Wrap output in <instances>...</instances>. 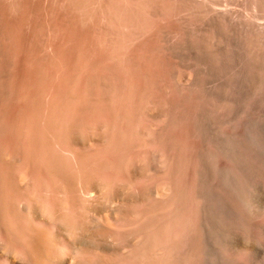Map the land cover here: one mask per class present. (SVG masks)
I'll return each mask as SVG.
<instances>
[{"label":"rangeland","instance_id":"1","mask_svg":"<svg viewBox=\"0 0 264 264\" xmlns=\"http://www.w3.org/2000/svg\"><path fill=\"white\" fill-rule=\"evenodd\" d=\"M122 1L0 0L5 224L14 229L12 214L20 213V176L52 187L69 173L87 182L95 173L101 181L117 175L144 201L157 264H264V0H230L228 8L226 0H215L216 7L204 0ZM133 195L120 204L129 216L139 198ZM103 196L80 200L82 208L70 201L101 218L118 206ZM172 242L179 245L174 253Z\"/></svg>","mask_w":264,"mask_h":264},{"label":"bare ground","instance_id":"2","mask_svg":"<svg viewBox=\"0 0 264 264\" xmlns=\"http://www.w3.org/2000/svg\"><path fill=\"white\" fill-rule=\"evenodd\" d=\"M117 1V0H116ZM125 1V0H124ZM122 1V2H124ZM132 1V0H130ZM134 1V0H133ZM136 1V0H135ZM141 1V0H138ZM176 1V0H175ZM174 1V3H175ZM195 0H192V2H194ZM230 0H226V6L228 8V5ZM120 2V0H119ZM204 2H211L215 5V7L218 5L219 6V2H215V0H204ZM115 3V2H114ZM126 2H124L125 4ZM130 2H128L129 4ZM140 3V2H139ZM138 3V4H139ZM145 3V1H144ZM122 4V3H121ZM132 4V2L129 4V7H131L130 5ZM136 4V3H135ZM134 4V6H136ZM152 4V3H151ZM127 5V4H126ZM125 5V6H126ZM144 4H142L141 6H143ZM120 6V5H119ZM153 6V5H152ZM180 6V5H179ZM207 6V5H206ZM133 7V5H132ZM138 7V6H137ZM256 7V6H255ZM122 8H124V6H122ZM135 8V7H134ZM140 8V7H139ZM153 8V7H152ZM185 8V7H184ZM115 9V8H114ZM120 9V8H119ZM130 8H128L129 10ZM141 9V8H140ZM139 9V10H140ZM146 9V8H145ZM217 9V8H215ZM118 10V9H116ZM125 10V9H124ZM123 10V11H124ZM133 10V9H131ZM135 10V9H134ZM133 10V12H134ZM142 10V9H141ZM147 10V9H146ZM185 10V9H184ZM183 10V11H184ZM108 11V10H106ZM105 11V13H106ZM112 11V10H111ZM115 11V10H113ZM119 11V10H118ZM122 11V12H123ZM149 10H147L148 12ZM215 11V10H214ZM126 14L129 13L127 12V10L125 11ZM154 12V11H152ZM115 13V12H114ZM131 13V12H130ZM135 13V12H134ZM137 13V12H136ZM146 13V12H144ZM109 14V13H107ZM113 14V13H112ZM117 14V11H116ZM122 13H118V15H120ZM154 14H156L154 12ZM227 14V13H226ZM106 15V14H105ZM114 17L116 18L115 14H113ZM125 16V14H123ZM135 15V14H134ZM139 15V14H138ZM141 15V14H140ZM150 15V14H149ZM148 15V16H149ZM157 15V14H156ZM155 15V16H156ZM101 16V14H100ZM103 16V15H102ZM112 16V15H111ZM136 16V15H135ZM143 16V14H142ZM147 16V15H146ZM147 16V17H148ZM152 16V15H151ZM149 16V17H151ZM228 16V15H227ZM254 16V15H253ZM104 17V16H103ZM109 17V15H108ZM127 17V16H125ZM130 17V16H129ZM128 17V19H129ZM138 17V16H137ZM255 17V16H254ZM101 18V17H100ZM112 18V17H111ZM132 18V17H130ZM222 18V17H221ZM119 19V18H117ZM126 19V18H125ZM237 19V18H236ZM106 20V19H105ZM116 20V19H114ZM110 21V19H109ZM117 21V20H116ZM119 21V20H118ZM117 21V23H118ZM121 21V20H120ZM107 22V20L105 21ZM111 22V21H110ZM125 22V20H124ZM149 22V21H148ZM186 22V21H185ZM232 22V21H231ZM115 23V22H114ZM123 23V22H122ZM126 23H128L126 21ZM125 23V25H126ZM130 23V22H129ZM106 24V23H105ZM110 24V23H109ZM116 24V23H115ZM118 25V24H117ZM116 25V26H117ZM120 25V24H119ZM118 25V28H119ZM129 25V24H127ZM133 25V23H132ZM137 25V24H135ZM185 25V24H184ZM107 27V24L105 25ZM111 27V25H109ZM109 26L107 28H109ZM114 26V24H113ZM112 26V28H113ZM123 26V25H122ZM147 26V25H146ZM149 26V23H148ZM134 27V26H133ZM131 27V28H133ZM111 28V29H112ZM117 28V27H115ZM115 28H113L112 31L115 30ZM124 28V27H122ZM135 29V28H134ZM154 28H152L153 30ZM108 29H105L106 33ZM122 30V29H120ZM151 30V27H150ZM151 30V31H152ZM116 31V30H115ZM118 31V30H117ZM124 31V30H123ZM129 31V29H128ZM154 31V30H153ZM111 30L109 31V34H115V32L110 33ZM131 32V30H130ZM133 32V30H132ZM119 33V32H118ZM182 33V32H181ZM108 34V33H107ZM108 34V36H109ZM117 34V33H116ZM121 34V32H120ZM119 34V35H120ZM127 34V33H126ZM128 34H130L128 32ZM132 34V33H131ZM168 34V33H167ZM104 35V34H103ZM110 35V36H111ZM117 35V36H119ZM174 35V34H173ZM102 36V35H101ZM105 37L107 35H104ZM107 36V38H108ZM116 36V35H115ZM113 36V37H115ZM176 36V35H175ZM186 36V35H185ZM103 37V36H102ZM104 37V38H105ZM112 37V36H111ZM122 37V36H121ZM120 37V38H121ZM126 37V36H124ZM132 37V36H131ZM172 37V36H171ZM223 37V36H222ZM106 38V39H107ZM129 38V37H128ZM178 38V37H177ZM186 38V37H185ZM191 38V37H190ZM111 38L109 37V40ZM115 39V38H114ZM181 39V38H180ZM189 39V38H188ZM108 40V39H107ZM118 40V39H117ZM114 40L116 42H120V40ZM132 40V39H131ZM185 40V39H184ZM106 41V40H105ZM114 41H112L114 43ZM126 41V40H125ZM128 41V40H127ZM108 42V41H106ZM115 42V43H116ZM122 42V41H121ZM188 42V41H187ZM192 42V39H191ZM105 43V42H104ZM111 43V42H109ZM112 44L111 47H113ZM126 43V42H125ZM184 44V43H183ZM192 44V43H191ZM111 45V44H110ZM121 45V44H120ZM123 48L125 47L124 44ZM121 45V46H122ZM117 46V45H115ZM119 46V45H118ZM120 46L119 49H121L122 47ZM182 46V45H181ZM144 47V46H141ZM117 48V47H116ZM116 48L113 47V49L117 50ZM141 49V48H140ZM139 49V50H140ZM145 49V48H144ZM143 48L140 50V52L146 51ZM147 49V48H146ZM122 50V49H121ZM148 51V50H147ZM151 51V50H150ZM149 51V52H150ZM146 52L143 53V55ZM153 53V52H151ZM141 54V53H140ZM148 54V53H147ZM150 54V53H149ZM148 54V55H149ZM127 55V54H126ZM152 55V54H151ZM150 55V56H151ZM125 56V54H124ZM141 56V55H140ZM147 57V55H145ZM148 56L147 59L150 57ZM155 55L151 56V57H155ZM128 57V56H127ZM136 57V56H135ZM144 57V56H142ZM133 58V59H132ZM130 58L132 60H134V56ZM157 58V56H156ZM153 58V59H156ZM115 59V58H114ZM123 59H127V58H123ZM139 59V58H138ZM137 59V60H138ZM145 59V58H144ZM146 59V60H147ZM152 59V60H153ZM158 59V58H157ZM156 59V60H157ZM132 60H130L131 62H133ZM136 60V59H135ZM155 60V61H156ZM115 61V60H114ZM118 61V59H117ZM116 61V62H117ZM128 61V60H126ZM128 61V62H130ZM149 62V59L147 60ZM154 63H157L155 62ZM162 61V60H161ZM130 62V63H131ZM136 62V61H135ZM152 64V63H151ZM161 64V62H160ZM157 65V64H156ZM126 73V70L125 72ZM129 75V73H128ZM128 77V76H126ZM137 87V86H136ZM132 90V92L135 91V95H136V90H133V88H130ZM137 89V88H135ZM139 91V90H138ZM131 92V93H132ZM134 95V97H135ZM130 96L133 97V94H130ZM131 97H129L128 99H130ZM126 99V98H124ZM132 99V98H131ZM126 102H130L127 100H124ZM132 101V100H131ZM169 122V121H168ZM169 127V126H168ZM106 129V127H105ZM104 130V128H103ZM108 130V129H107ZM106 131V130H105ZM171 136V135H170ZM157 138V137H155ZM156 144V143H155ZM74 146V145H73ZM172 146V145H171ZM176 146V145H175ZM76 147V146H75ZM109 146H106L104 149L106 150V148H108ZM116 147V146H114ZM178 147V146H177ZM63 148V147H62ZM68 147L64 146V149H66ZM74 148V147H73ZM77 148V147H76ZM117 148V147H116ZM56 150H58V148H55ZM103 149V150H104ZM115 149V148H112ZM111 149V150H112ZM120 148H118L119 150ZM74 150V149H73ZM72 150V151H73ZM109 150V149H108ZM107 150V151H108ZM168 150V149H167ZM59 150L57 151L59 153ZM79 150H77L78 152ZM113 151V150H112ZM111 151V153H113ZM117 151V149H116ZM115 151V152H116ZM121 151V150H119ZM67 152V149L66 151ZM63 152V153H64ZM70 152V149H69ZM75 152V150H74ZM73 152V153H74ZM75 152V153H77ZM99 152V151H97ZM95 152V154L97 153ZM109 152V151H108ZM57 153V154H58ZM61 153V151H60ZM63 153L61 155H63ZM68 153V152H67ZM79 153V152H78ZM100 153H103V151H101ZM106 153V152H105ZM110 153V152H109ZM120 153V152H119ZM99 153H97L98 155ZM60 155V154H59ZM100 155V154H99ZM103 156V154H101ZM68 156H71V152L70 154H68ZM104 156H107L104 154ZM110 156V155H109ZM17 157V156H16ZM57 157V156H56ZM55 157V158H56ZM63 157V156H62ZM78 156L76 155V158ZM96 157V156H95ZM108 157V156H107ZM113 156L111 155V158ZM58 158V157H57ZM61 158V156H60ZM99 158V156H98ZM96 158V159H98ZM105 157H103L104 160ZM18 159V158H17ZM20 159V158H19ZM65 159L64 161H66V158H62L60 159L61 161ZM163 159V157H162ZM59 158L57 161H60ZM99 160V159H98ZM102 160V159H101ZM110 160V159H108ZM56 161V163H57ZM67 162V161H66ZM66 162H62L61 164L63 165V163L65 164ZM172 162V161H171ZM178 162V161H177ZM59 163V162H58ZM68 163V162H67ZM66 163V164H67ZM79 163V162H78ZM181 163V162H180ZM194 163V162H193ZM70 164V163H69ZM161 164V163H159ZM58 166V164H56ZM61 165V167H62ZM81 165V163H80ZM60 166V163H59ZM56 167V169L60 168L62 169L63 167H69L68 166H63L61 167ZM142 166V165H141ZM179 166V165H178ZM146 167V165H145ZM101 168V167H100ZM100 168L98 167V169L100 170ZM143 168V167H142ZM141 167L138 168L139 171H141L140 169H142ZM55 169V170H56ZM73 166L71 168L72 172ZM95 169V168H94ZM97 169V167H96ZM95 169V171L97 172V170ZM63 170V169H62ZM75 170H77L76 168H74V172ZM67 171V170H66ZM105 171V170H104ZM103 171V172H104ZM165 171V170H164ZM61 172V170H60ZM59 172V173H60ZM80 172V171H79ZM103 172L101 171V173L103 174ZM110 171V175H111ZM63 173V172H61ZM69 173V172H68ZM76 173V172H75ZM100 173V172H99ZM108 173V172H107ZM104 173V174H107ZM114 173V171H113ZM173 173V172H172ZM74 173H69V175L67 176H58V179L55 177V182L52 181V178H48V180H51L52 183H54V185L52 187H50L51 185L42 183V178L40 177H34V178H38L40 179L41 183L39 182V186H36L35 184V180H33L31 177L32 175L27 176V175H23L20 176V178H18L19 180L16 182V189L20 188L23 189L22 192L23 193L22 196H18L16 195V201L15 202L18 207H19V211L20 213H18L17 211H14V213L12 214V218H11V223L14 227V229H9L10 227L8 225L5 224V218L0 214V218L2 220H0V264H149V254H150V241L147 235V224L149 221H147V214L145 210V206L143 205L142 202H144L142 200L141 197H139V193L137 192V188L135 189L136 192L138 193L137 196L134 194L133 195V191L134 189L129 188L130 192H128V185L127 182L125 183V181H121L120 179L118 180L116 177V173L113 174L114 176L116 175V177H108L106 178V180H103L104 178H102L103 181L99 180L98 178V173L97 174V178L91 179V181L89 180V182H87V179H85L83 176L81 177L80 175H72ZM78 174H81L78 173ZM101 174V176H103ZM139 174V173H138ZM171 174V173H170ZM93 175V174H92ZM181 175V174H180ZM1 176V175H0ZM35 176V175H34ZM41 176V175H40ZM44 176V175H43ZM42 176V177H43ZM48 176V175H47ZM50 176V175H49ZM86 176V175H85ZM108 176V175H107ZM120 176V175H118ZM171 176V175H170ZM10 177V175H9ZM46 177V175H45ZM53 177V176H52ZM90 177V176H89ZM100 177V175H99ZM174 177V176H173ZM44 178V177H43ZM88 178V176H87ZM91 178V177H90ZM93 178V177H92ZM95 178V177H94ZM100 178V179H101ZM120 178V177H119ZM122 178L124 179L125 177ZM121 178V179H122ZM46 180V178H44ZM122 179V180H123ZM16 180V179H15ZM54 180V179H53ZM5 181V180H4ZM35 181V182H34ZM126 181H128V179H126ZM131 181V180H129ZM128 181V182H129ZM169 181V178H168ZM175 181V180H174ZM182 181V180H181ZM12 182V181H11ZM14 182V181H13ZM124 182V184H123ZM50 183V182H48ZM193 183V182H192ZM191 183V184H192ZM5 184V183H4ZM9 184V183H8ZM130 184H135L134 181L133 183ZM137 184V183H136ZM166 184V183H165ZM176 184V183H175ZM49 185V187H48ZM127 185V186H126ZM10 185H8L9 187ZM11 187V186H10ZM104 187V189H103ZM115 187V188H113ZM130 187V186H129ZM52 188V190L50 189ZM54 188V189H53ZM134 188V187H133ZM171 188V187H170ZM6 189V188H5ZM3 191V193H7V189ZM12 189V188H11ZM115 189V191L113 190ZM158 189V188H157ZM106 190V191H105ZM113 190V191H112ZM168 190V189H166ZM14 191V190H13ZM18 191V190H17ZM20 191V190H19ZM151 190H149L148 192H150ZM106 192H108L109 194V199L111 200V202L117 203L118 206L112 207L111 213L109 214V216L105 215L102 216L101 218H97L94 215V218L91 219L88 216H86L84 214V211H78V208L80 206H78V208H73L74 205L73 204H78L80 200H82L81 202H83V199L87 198L89 199V202L92 200L93 202L96 200H100L99 198L104 197L103 195L105 194V196L108 198V194H106ZM133 192V193H132ZM157 192V191H156ZM9 193V192H8ZM131 195H130V194ZM14 194V193H13ZM19 194V193H18ZM163 194V193H162ZM166 194V193H165ZM61 197V199H59V197L56 198V196ZM61 195H65V196H61ZM130 195L132 197V195L139 198L134 199L133 204H137V207L135 208L136 212H132L131 215H133V213L135 214L134 216L130 217L128 214L131 211L125 210V207H122L120 204L124 205L123 201L126 200L127 202L130 200H127V197ZM86 196V197H85ZM151 196V195H149ZM156 196V195H155ZM154 196V197H155ZM162 196V195H161ZM64 197V198H63ZM81 197H83L82 199H80ZM131 197L129 199H131ZM13 198V196H12ZM63 198V201H62ZM103 200L106 202V199ZM144 198V197H143ZM169 198V197H168ZM175 198V197H174ZM84 199V202H85ZM87 199V200H88ZM154 199V198H151ZM8 200V199H7ZM61 200V201H60ZM72 203H71V201ZM147 200V199H146ZM10 201V200H9ZM15 201V200H14ZM108 201V199H107ZM125 201V204H126ZM160 201V200H159ZM87 202V201H86ZM104 202V203H105ZM109 202V204L111 203ZM132 202V200H131ZM71 203V204H70ZM96 203V202H94ZM97 203H102L97 202ZM103 203V205H104ZM130 203V202H129ZM129 203H127L128 205H130ZM146 203V202H145ZM157 203V201H156ZM8 204V203H7ZM13 203H11L12 205ZM15 204V205H16ZM70 204V206H69ZM81 204V203H79ZM126 204V206H127ZM147 204H149L147 202ZM184 204V203H183ZM10 205V206H11ZM85 207L84 204H81ZM87 205H89L88 207H90L91 205L88 203ZM94 205V204H93ZM112 205V204H111ZM110 205V206H111ZM151 205V204H150ZM155 205V204H154ZM166 205H168L166 203ZM172 205V203L170 204ZM72 206V208H71ZM97 206V205H96ZM96 206H94L96 208ZM106 206H107V202H106ZM109 206V207H110ZM113 206V205H112ZM115 206V205H114ZM125 206V205H124ZM132 206V204H131ZM134 207L136 205H133ZM132 206V208H134ZM17 207V209H18ZM77 207V205H76ZM100 207V206H98ZM105 206H102V208ZM146 207H148V205H146ZM167 207V206H166ZM165 207V208H166ZM172 207V206H171ZM108 208V207H107ZM111 208V207H110ZM160 208V207H159ZM163 208V207H162ZM11 209V208H10ZM77 209V210H76ZM97 209V208H96ZM95 209V210H96ZM106 209V208H105ZM164 209V208H163ZM22 211H26L24 212L23 215L21 213ZM80 210V208H79ZM82 210V209H81ZM85 210V209H84ZM101 212V208L99 209ZM129 210V209H128ZM131 210V209H130ZM133 210V211H135ZM169 210V209H168ZM75 213H74V212ZM104 211V208H103ZM95 212V211H94ZM93 212V213H94ZM108 212V211H107ZM150 212V211H149ZM167 212V211H165ZM85 213L87 214L88 211ZM96 213V212H95ZM94 213V214H95ZM98 213V212H97ZM175 213V212H174ZM6 214V213H5ZM10 214V213H9ZM89 214V213H88ZM99 214V213H98ZM97 214V215H98ZM102 214V212H101ZM108 214V213H107ZM149 214V213H148ZM103 215V214H102ZM157 215V214H156ZM152 216V215H151ZM100 217V216H99ZM166 217V216H165ZM150 218V217H149ZM152 219V218H151ZM156 219V216L155 218ZM161 219V218H160ZM172 219V218H171ZM175 220V219H174ZM162 221V220H161ZM168 221V220H167ZM108 224H106V223ZM201 222V221H200ZM120 223V224H119ZM154 223V222H153ZM116 224V225H115ZM130 225H132L131 229L128 227ZM11 225V226H12ZM118 225V226H117ZM155 225V224H154ZM152 226V224H151ZM150 227V226H149ZM162 227V226H161ZM129 229V230H128ZM152 229V228H151ZM160 230V229H159ZM175 230V229H174ZM166 231V230H165ZM161 232V231H160ZM151 233V232H150ZM153 234V233H152ZM155 238V236H154ZM166 238V237H165ZM150 239L152 240L151 236ZM173 239V238H172ZM128 240V241H127ZM154 240V239H153ZM152 240V241H153ZM162 241V240H161ZM175 243L172 242L171 245H169V249L171 250L172 253H174L175 251H177V245H174ZM132 245V246H130ZM162 245V244H161ZM132 247L129 251V248L126 247ZM163 246V245H162ZM158 247V246H157ZM152 248H154L152 246ZM125 249H127L128 251H126ZM157 249V248H156ZM163 249V248H162ZM155 250V249H154ZM158 251V250H157ZM191 252V249L187 250V256L186 258H188L185 262L188 263L191 259L189 258L191 255V253L188 255L189 252ZM184 252V251H183ZM154 253V252H153ZM159 253V252H158ZM180 253V252H178ZM161 254V253H160ZM151 257L153 258V261L151 264H157V261L159 260V256L155 253L154 256H152V251H151ZM162 255V254H161ZM169 255V254H168ZM185 258V259H186ZM184 259V260H185ZM174 261V260H173ZM191 262V261H190ZM190 264V263H189Z\"/></svg>","mask_w":264,"mask_h":264}]
</instances>
